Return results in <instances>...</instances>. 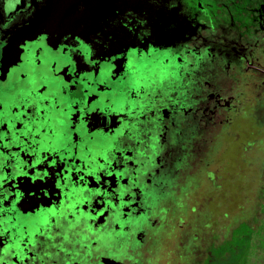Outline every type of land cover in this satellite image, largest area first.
<instances>
[{"label": "flooded vegetation", "instance_id": "flooded-vegetation-1", "mask_svg": "<svg viewBox=\"0 0 264 264\" xmlns=\"http://www.w3.org/2000/svg\"><path fill=\"white\" fill-rule=\"evenodd\" d=\"M41 1L0 0V264H229L204 245L197 259H187L182 237L153 232L168 205L159 206L149 188L175 172L173 162L191 142L207 145L215 126L242 119L253 159L251 195L264 198V0H182L199 26L180 48L107 55L42 34L6 58L5 30ZM169 51L183 87L180 76H156L146 61ZM38 60L63 81V93L47 91L42 79L26 96L5 86L13 75L24 85L31 68L21 66ZM195 85L204 103H189L199 97ZM171 109L176 122L159 115ZM141 117L156 133L146 126L141 136L125 135ZM177 140L161 173L146 146L159 155ZM52 210L63 211L62 219Z\"/></svg>", "mask_w": 264, "mask_h": 264}, {"label": "rangeland", "instance_id": "rangeland-1", "mask_svg": "<svg viewBox=\"0 0 264 264\" xmlns=\"http://www.w3.org/2000/svg\"><path fill=\"white\" fill-rule=\"evenodd\" d=\"M173 56L171 51L163 54L154 53L146 61L153 64L151 73H155L156 76L171 74L180 76L177 79L179 86L183 87L185 77L177 70L180 67L175 66L177 69L171 67ZM21 67L25 72L31 68L29 80L24 85L16 86L13 75L5 84L7 88L18 87L21 94L30 95L42 79L41 82L47 86V91L55 89L62 92L63 81L50 77L49 70L42 61H33L30 65ZM59 73L63 74L61 70ZM201 91L202 88L195 85L194 93L199 97H191L190 104L204 103ZM119 104L122 106V103ZM159 115L168 119L167 121L176 122L177 113L173 109L161 111ZM146 126L151 129L150 134L156 133L155 126H150L143 117L132 126L128 124L123 133L128 136L139 134L141 136L143 131H146ZM198 129L204 135L203 130L200 127ZM248 130L247 122L242 119L234 125L218 124L214 128L215 138L209 141V144L191 142L190 152L181 157V160L173 162L175 172L172 171L170 174L164 171L165 180L158 177L149 188L152 198L156 197L154 201L159 206L168 205V209L160 210L161 222L154 226L152 231L182 237V247L186 248L184 256L187 259H197L200 256L198 249L204 245L209 256L217 261L224 260L229 264H264V198L258 194L251 195L255 181L251 175L253 164L251 150L246 148L245 144L249 139ZM179 142L180 140H177L174 144H167L159 155L147 144L146 147L152 152L148 161L153 166H156L157 161V170L162 173L164 167L168 168L167 159L173 155ZM183 147L188 149L186 145ZM144 159L138 160L142 167L147 164ZM152 209V215H156L157 208ZM50 213L53 216H60V219L64 215L63 211L59 210H52ZM168 213H171V218ZM76 230L78 232L83 230L79 221L76 223ZM236 252L240 253L238 258L234 259Z\"/></svg>", "mask_w": 264, "mask_h": 264}, {"label": "water", "instance_id": "water-1", "mask_svg": "<svg viewBox=\"0 0 264 264\" xmlns=\"http://www.w3.org/2000/svg\"><path fill=\"white\" fill-rule=\"evenodd\" d=\"M176 1L43 0L5 30V55L13 57L19 44L42 34L69 37L107 55L150 46L180 48L199 23L182 0Z\"/></svg>", "mask_w": 264, "mask_h": 264}]
</instances>
